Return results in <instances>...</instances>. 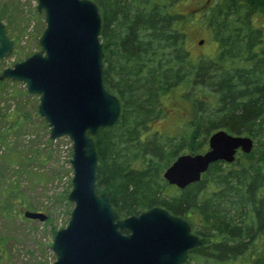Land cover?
<instances>
[{"label":"trees","instance_id":"trees-1","mask_svg":"<svg viewBox=\"0 0 264 264\" xmlns=\"http://www.w3.org/2000/svg\"><path fill=\"white\" fill-rule=\"evenodd\" d=\"M92 1L101 17L102 82L120 104L117 122L92 136L96 191L120 218L160 206L186 219L201 244L184 264H264L263 1L208 0L202 26L216 50L199 57L186 46L193 20L180 0ZM172 94L189 103L190 115L174 131L158 130L152 123L164 118ZM217 129L250 136L251 151L212 162L184 188L169 184L164 169L205 149ZM9 130L17 128L0 132V141ZM18 159L13 148L1 156L6 164ZM19 204L32 206L16 182L0 188V215Z\"/></svg>","mask_w":264,"mask_h":264},{"label":"water","instance_id":"water-1","mask_svg":"<svg viewBox=\"0 0 264 264\" xmlns=\"http://www.w3.org/2000/svg\"><path fill=\"white\" fill-rule=\"evenodd\" d=\"M45 26L40 49L0 72V80L22 81L39 95L37 110L51 139L71 141L73 171L67 199L73 204L67 224L56 231L51 264H184L188 252L201 244L186 219L154 206L120 218L108 195L95 188L97 152L92 138L100 127L118 120V98L102 82L101 17L92 0H37ZM201 39L199 43H202ZM13 48L0 21V59ZM253 139L224 129L207 138V149L179 154L163 171L178 188L201 179L214 161H234L249 153ZM23 216L44 221L47 214L25 209Z\"/></svg>","mask_w":264,"mask_h":264},{"label":"rangeland","instance_id":"rangeland-1","mask_svg":"<svg viewBox=\"0 0 264 264\" xmlns=\"http://www.w3.org/2000/svg\"><path fill=\"white\" fill-rule=\"evenodd\" d=\"M207 1L178 3L181 12L192 14L186 46L193 57L211 56L216 50L209 30L202 26V18L209 13ZM36 4L37 0H0V21L13 41L11 53L0 59V72L40 49L38 38L45 22ZM262 18L256 20L260 22ZM0 81V132L11 125L17 128L6 133L5 142L0 141V188L16 182L19 193L32 205L28 209L47 214L44 221L25 218V207L19 204L11 216L0 215V264H51L56 258L51 248L54 231L67 224L73 206L67 199L73 174L71 141L67 136L50 138V128L37 110L38 94L28 92L22 81ZM164 110V118L152 123L158 130L174 131L190 115L189 103L173 94L164 101ZM14 116H21L23 122L17 125ZM7 148L16 149V163L2 162ZM206 149L207 142L205 149L197 152Z\"/></svg>","mask_w":264,"mask_h":264},{"label":"flooded vegetation","instance_id":"flooded-vegetation-1","mask_svg":"<svg viewBox=\"0 0 264 264\" xmlns=\"http://www.w3.org/2000/svg\"><path fill=\"white\" fill-rule=\"evenodd\" d=\"M191 250H192V249H191ZM191 250H189V252H190ZM189 252H188V255H189Z\"/></svg>","mask_w":264,"mask_h":264}]
</instances>
